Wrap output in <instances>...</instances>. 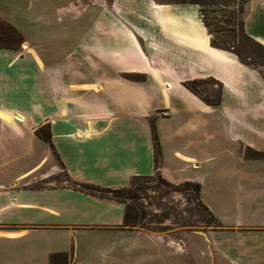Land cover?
Returning <instances> with one entry per match:
<instances>
[{
	"label": "crops",
	"instance_id": "obj_1",
	"mask_svg": "<svg viewBox=\"0 0 264 264\" xmlns=\"http://www.w3.org/2000/svg\"><path fill=\"white\" fill-rule=\"evenodd\" d=\"M251 11L245 29L264 45V0ZM0 18L25 37L0 47V264H49L53 252L70 264H264V158L247 155L264 151V72L212 45L198 5L0 0ZM194 79L219 81L221 103L189 89ZM157 170L199 183L217 220L188 245L125 226L126 203L73 186L128 187Z\"/></svg>",
	"mask_w": 264,
	"mask_h": 264
},
{
	"label": "rangeland",
	"instance_id": "obj_2",
	"mask_svg": "<svg viewBox=\"0 0 264 264\" xmlns=\"http://www.w3.org/2000/svg\"><path fill=\"white\" fill-rule=\"evenodd\" d=\"M69 0H9L10 6L20 5L33 11L34 8L46 6L49 8H56L67 3ZM92 2V0H89ZM95 2L97 0H94ZM111 0H107L110 3ZM175 1V0H164ZM221 1V0H218ZM77 3H80L79 1ZM248 3L246 0H231L228 7L217 3L216 6L207 7L208 20L212 22L214 29L213 38H217L222 45L227 44L229 48L241 54V56L260 68L264 72V50L241 37V42L229 40L230 33L217 29V24L230 28L223 21V10L227 12L233 10V7L239 8V5L244 8V12L240 15L241 18H252V11L247 14ZM236 5V6H235ZM223 8V9H222ZM218 10L213 13L211 10ZM225 11V12H226ZM228 34L229 36H222L218 39L219 34ZM226 42V43H225ZM235 47V49H234ZM233 52V51H232ZM201 90H217L218 84L214 81L205 83L200 87ZM206 92H203L205 94ZM65 174V173H64ZM63 178L67 176L64 175ZM122 197L126 200L128 205L137 207L139 213H145V218L138 219L135 223L136 228H141L153 233L154 235H169L165 237L169 239V243L179 247L180 245H188L190 237L188 235L191 231H204L208 227L215 226V223L208 222L210 216L208 212L201 205L199 200L195 197L193 187H188L185 182L173 183L165 179L163 176L155 173L149 176H140L133 179L128 186V191L122 193ZM203 256V257H202ZM201 256L203 264H209L205 258V254Z\"/></svg>",
	"mask_w": 264,
	"mask_h": 264
},
{
	"label": "trees",
	"instance_id": "obj_3",
	"mask_svg": "<svg viewBox=\"0 0 264 264\" xmlns=\"http://www.w3.org/2000/svg\"><path fill=\"white\" fill-rule=\"evenodd\" d=\"M178 3H191V4H196L199 6L200 9V16L201 19L206 26L208 32L211 34V43L213 46L221 48V49H226V50H231L227 44L222 45L219 41H217V38H213V33L214 29L212 26V22L208 20V15H207V7L210 6H216L217 3H221L223 6L228 7L230 5L231 0H175ZM250 0H246V2H249ZM236 6V5H235ZM223 9V8H222ZM213 13H217L218 10L212 9L211 10ZM223 10V18L219 19V21H223L225 24L230 26V28H226V26H223L221 24H217V29L224 32H229L230 36L228 34H219L218 39L221 38L222 36H229V40L233 39L236 41L238 38V41L241 42V37L243 36V39H246L250 42H253L260 48L264 50V45L258 42L256 39H254L251 35H249L245 29V19L241 18L240 15L244 12V8L239 5V8L236 9V7H233V10L226 11ZM25 41V37L22 34V32L17 29L12 23L9 21L0 18V47H5V48H17L19 47L23 42ZM226 43V42H225ZM235 49V47H234ZM234 53H236L239 58L244 62L249 65H253L247 60H245L241 54L235 50H232ZM255 66V65H253ZM216 82L218 84V89L212 90V91H207V90H201V86H203L205 83L209 82ZM187 87L191 89L193 92L201 96V98L209 105H219L222 101V90L223 86L219 81H216L214 79H194V80H187L185 82ZM203 92H206L203 94ZM150 124L152 128V134H153V142H154V148H155V162H156V167L158 169L159 167V162H160V155H161V147H160V140H159V135L157 132V127L155 123V119L151 118L150 119ZM39 133L41 136L44 138L45 141H47L53 152L58 156L55 146L52 142V135H51V130H50V125H44L39 129ZM247 155L252 158H264V151H257L252 148L247 149ZM59 158V156H58ZM157 174L161 175L159 170L156 171ZM162 176V175H161ZM140 177V176H137ZM137 177H134L133 179H136ZM185 185L188 187H193L195 197L200 201V193H201V185L197 182H190L187 181L185 182ZM73 186L77 189H80L82 191H85L87 193L95 194V195H100L102 197H107L111 199H115L118 201H122L127 204V209L125 213V220L124 224L125 226L128 227H134L135 223L138 219H143L145 218V213H139L137 210V207L130 206L122 197V193L125 191H128V187H121V188H108V187H102L90 183H81V182H74ZM201 205L204 207V209L208 212L210 216V220L208 222H213L217 223V220L213 213L209 210V208L201 203ZM72 260V256L68 252H53L50 256L49 259V264H70Z\"/></svg>",
	"mask_w": 264,
	"mask_h": 264
}]
</instances>
